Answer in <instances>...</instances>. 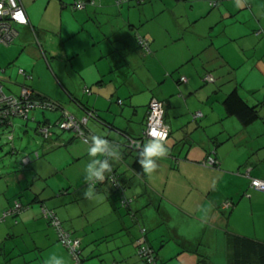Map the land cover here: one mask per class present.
Instances as JSON below:
<instances>
[{
	"label": "crops",
	"instance_id": "crops-1",
	"mask_svg": "<svg viewBox=\"0 0 264 264\" xmlns=\"http://www.w3.org/2000/svg\"><path fill=\"white\" fill-rule=\"evenodd\" d=\"M32 1L19 0L29 25L17 27L18 36L12 44H0V73L4 79L14 83L26 82L31 78L26 70L39 72V63L44 66L46 62L50 83L58 93H42L33 81L31 88L36 91L34 94L58 102L56 121L63 112L77 119L85 118L87 110L97 114V120L88 118L82 129L88 136L106 138L110 142L108 148L120 153L118 160L111 161L112 168L125 185V195L132 198V202L129 208L122 209L117 201L118 194L109 181L90 187V182L85 180L89 161L103 160L104 153L91 156L88 152L90 144L71 131L63 136L55 134V139L52 134L47 139L42 137V152L34 151L40 155L39 158L25 166L22 157L20 166H16L14 171L0 173V215L15 200L27 206L21 214L7 217L0 223V264H54L56 257H62L66 264H70L68 252L41 216V205L53 209L63 227L79 238L83 264H98L95 260L86 262L88 258H96L101 264H143L136 254L141 227L146 228L147 243L155 251L157 244L161 243L160 248L172 239L180 247L175 256L156 252L162 264L167 261V264H208L209 261L203 260L196 247L203 237L194 239L195 234H192L189 238H179L178 220L190 215L199 227L201 225L200 229L207 231L213 228L221 233L228 223L226 214L231 213L237 198L238 201H243L245 197L249 200L247 205L251 213L258 206L259 199L264 198V192L251 187V178L264 180V101L251 99L249 94L256 86L246 85L239 76L240 71L244 72V66L248 68L246 73H257L252 75L254 80L262 77L260 73L264 76V25L261 23L264 14L256 11L252 0H190L195 7L205 10L195 14L192 22H196L200 15L211 18L214 12L226 18L235 11L250 10L256 21L253 33L248 30L238 36L231 34L217 38L212 33L195 34L187 23H181L176 18L173 0H168L175 21L172 32L158 21V8L142 22L130 20L131 5L128 0L118 5L114 0H94L95 4H87L79 10V18L74 21L68 19L59 28L57 34L61 45L58 51L52 46L48 49L42 45L36 50L29 45L33 37L36 42L38 37L33 26L38 23L29 8ZM215 1L216 5H212ZM138 37L148 41L149 51L138 49ZM42 40L46 45L45 36ZM22 56L35 59L30 64H24L20 61ZM143 62H147L145 66ZM18 65L25 70L19 69L17 73ZM175 73L178 75L174 82L167 80V83L164 82L166 86H159L162 75L173 77ZM137 74L146 76V89L156 88V95L147 94L146 101H135L137 92L141 90L135 79ZM213 74L218 75L216 83L219 85L229 79L225 91L231 88L240 93L241 90V96L248 95L244 100L249 105L260 103V118L243 126L234 116L226 114L222 104L219 109H213L214 114L213 111L208 112L210 92L206 97H200L203 101L191 106L190 100L198 97L202 89L200 84L205 83L204 76L213 77ZM181 77H185L186 81L182 82ZM0 81L2 84L5 82L1 78ZM143 83L140 80L141 87ZM85 87L90 89V94L83 91ZM221 91L219 88L214 92ZM120 98L127 101H122V104L113 101ZM151 98L164 102L165 122L170 127V136L164 142L167 154L157 159L154 170L143 171L141 175L132 167L137 151L126 152L124 147L128 137L140 138ZM31 112L27 118H13L28 121L31 116V120H38L39 114ZM197 112L201 116L195 118ZM199 118H202V127L196 123ZM227 118H233L231 124L227 123ZM44 122L49 123V120ZM9 126H12L11 121L0 123L2 128ZM230 134L240 135L239 140L225 142V137ZM245 137L254 138L244 141ZM257 137L262 139L256 140ZM10 138L12 140V136ZM151 141L144 140L143 147ZM223 143L229 147L222 150ZM246 151L248 162L245 165L229 157ZM210 155L218 161L215 168L202 164ZM239 168L245 169L235 174L233 171ZM52 173L56 175L54 182ZM225 181L231 186L227 191ZM219 184L222 188H218ZM174 191L175 196L172 197ZM186 191L188 195L185 196ZM217 191L220 194L217 195ZM178 192L182 193L180 201L176 198ZM227 202L231 206L223 209V204ZM144 207L153 212L148 220L140 213ZM224 234L227 255L228 235H239V232ZM252 239L264 242L263 238Z\"/></svg>",
	"mask_w": 264,
	"mask_h": 264
},
{
	"label": "rangeland",
	"instance_id": "rangeland-1",
	"mask_svg": "<svg viewBox=\"0 0 264 264\" xmlns=\"http://www.w3.org/2000/svg\"><path fill=\"white\" fill-rule=\"evenodd\" d=\"M114 1H117V0H114ZM173 1L175 2L174 4L176 5L175 6L176 18H179L181 23L183 22L187 23L190 26L192 32H194L195 34L203 35L205 33H212L217 38L218 37L221 38V37H225L231 34H237L238 36L241 32H246L248 30H250V32L253 33V25L255 24L256 21L252 18L249 12L250 10L248 8L243 9L241 11H235V13L231 14L230 16H227L226 18L220 17V15L216 14L215 12L212 14L211 18L200 15L201 17L196 22H192L191 19L193 16H195V14L199 15L201 12L204 13L205 10H203L202 7L200 8L195 7V5L192 4L193 1H190V0H173ZM210 1H213V0H210ZM127 2L129 5H131V13L129 15L130 20H141L142 22H145L146 20L149 19V17H151L152 11L155 8H158L159 9L158 14H160V17H158V21L160 22L161 26L164 27L166 30H169V32L173 31L175 27V21L173 20L174 19L173 14H172L173 9L171 8L168 0H128ZM73 4H74V0H34V2L32 1V4L30 5V7L28 5V7L30 8V12L32 16L34 17V20L36 19L38 23V25H33V26L36 28L35 31L39 37V40L37 37V42H38L37 43L35 38L33 37L32 40H30L29 45L34 47L36 50H39V45H42V47L45 46L48 49H51V46H52L53 49L58 51L59 50L58 48L61 45V39L57 34L59 28L62 25L66 24V21L68 19L74 21L75 19L79 18V14H81L79 10L76 11L73 9L72 7ZM252 4L259 14H264V0H252ZM261 23L264 25V16L261 20ZM160 33L161 32H158V34ZM43 36H45L46 38V45L43 44V40H42ZM138 49L143 50L139 46H138ZM34 59L35 57L26 58L22 56L20 58V61L24 64H30ZM139 59L140 61L143 60L141 59L140 55H139ZM43 60L45 62V59ZM146 63L147 62L144 63V66L146 65ZM43 65L44 66H42L41 63H39V67H41L39 72L34 71L33 73L31 72V69L26 70L28 74H30L31 76L30 80H27L26 82H22V81L16 82L15 81L16 83H14L9 79L8 80L4 79V77H2L0 73V78L5 81L3 83L4 91L8 94L12 93L15 95L20 94L23 87H28L29 89L33 91L31 87L33 86L32 83L34 81L35 87L39 89L42 93L52 92V94H57L58 91L50 83L51 80H50V76L48 75L49 69L46 66V62L45 64L43 63ZM10 68H12V65ZM16 69L18 73L19 69L23 70L24 68L19 67L18 65ZM16 69H14V72L16 71ZM243 69H244V72L240 71L239 73L240 79H242L246 85L256 86V87H252L254 88V90L253 92L249 94L251 96V99L253 100L257 99V101L259 102L264 101V76L263 74L260 73L262 77L259 78L260 76H258V79L254 80L252 75L253 74L257 75V73L256 72L250 73V71L246 73L248 71V68H246L245 66ZM211 71L213 72L212 69ZM172 75L173 77L162 75L159 79V84H160L159 86H162L165 81L166 83L169 80L174 82L178 74L175 73ZM144 77L146 76L142 74H137L135 76V79L137 80L139 88H141V90L137 92L138 96L135 97V101H146L145 98L147 94L156 95L154 91L156 88L146 89L144 87V85L147 84V79ZM213 78L215 80V83L214 82L208 83L207 81H205V83L200 84L202 89L201 91L199 90L200 92L198 91L199 92L198 97L196 96L190 100L191 106L196 105L197 101H203V99L200 100V97L202 96V98H204L208 95V92H210V97L208 99L210 104L207 105L208 112L213 111V109H216V108L219 109L220 107H222L221 104H222L223 99L232 90L230 88L228 89V91H225V88L227 87V85L229 86L230 81L229 79H227L223 81L224 83H222V85H219V83L218 84L216 83L218 82V75L213 74ZM140 80L144 82L142 85L143 88L140 85ZM166 83L164 84V86H166ZM14 88H16V90H14ZM219 88L222 89L221 93L214 92L218 90ZM239 92L241 93L242 91L239 90ZM90 93H91L90 91L86 92V94H90ZM242 96L241 97L243 99L247 100L248 95L246 96V94H243ZM119 100L127 101L121 98ZM48 101L58 104L57 101H53L51 100V98H49ZM113 101H118V100L114 99ZM251 104L254 105L256 103H251ZM259 110L261 111V106ZM34 112L39 114L38 120H31V116L28 121L23 120L24 118H13L11 120L12 126H9L8 128L0 127V173L14 171V169H16V166L17 167L20 166L19 161L21 160L22 157L27 156L28 154L30 155L35 150H40L42 148L41 146L44 144L43 139L42 137L40 138V135H38L35 132V128L39 125L38 121H40V124H42L45 120H49V123L48 124L46 123L45 125L49 126L50 128L49 130L51 134L54 135L53 139H55V134L59 136H63L65 133L70 134V132H67L65 130L62 131L60 130L59 127H57L55 113H58L59 110L36 109L33 111V113ZM214 113L215 111L212 112V114ZM164 117H165V110H164ZM201 121H202V118H199V120L196 121V123H198V125H201L200 124ZM231 121H233V118H227L228 124H231L232 123ZM26 122L27 124H25ZM10 136H12V140ZM239 136L240 135L238 134L227 135L225 137L227 139L225 142L234 143L237 140H239ZM253 138L254 137H250V138L245 137L244 141H249V139H253ZM255 139L258 140L262 138L257 137ZM127 146H129V144ZM238 146L242 148V145H238ZM226 147H229V145H227L226 143H223L222 150H224ZM124 150H126V152L130 151L128 148H124ZM40 151L42 152V150ZM247 154L248 153L246 151L241 154L230 155L229 157L233 161L235 159H238L242 164L245 165L248 162L246 161L248 158ZM249 158H250V155H249ZM242 169H245V168H242ZM242 169L239 168L238 170H235L233 172L235 174L236 173L239 174L242 171ZM55 176L56 175L52 173L51 178L53 179V182L56 179ZM226 180L228 181V179ZM227 181L224 182V188L226 191L229 188H231V186L227 183ZM218 188H222L221 184H219ZM175 192L176 191L172 193L171 195L172 197L175 196ZM181 192L176 193V198L179 201L182 198ZM216 194L217 195L220 194V191L219 192L217 191ZM184 195L185 196L188 195V191H186ZM245 198L243 201H238V198H237L236 204L235 206L232 207L233 209L231 213L227 212L226 217H228L227 218L228 223H227L226 228L225 227L222 228L221 233L214 231L213 228H211L210 230L208 229L207 231L206 230L204 231L203 229H200L201 225L199 227V223H196V221L190 215H185L184 217H182L183 219H179L178 224H176L178 226L177 235L181 239L189 238L192 234H195L193 235L194 239L195 237L202 236L203 241L201 242L200 245H197L196 247L199 248V252L203 256V259L208 260L209 261L208 264H226V247H225L226 234H224V232L232 233L237 230V232H239V235L241 236H244L247 238L257 237V238L264 239V198L259 199L260 201L258 203V206L255 208L253 213H251L250 207L247 205L249 200ZM123 208L124 207L122 206V209ZM140 213L143 214L145 220L150 219V216L153 214L152 210L149 207L141 208ZM140 223H143V222L140 220ZM160 244L161 243L157 244V247H155L156 248L155 252L157 253H160L163 251V253H165L168 256H175V254H177V252L180 250V247L178 248V245L175 244V241L173 239L172 241H169L168 243H166L163 247L159 248ZM88 256L90 257V255ZM93 260L97 261L98 264H101V262H99V260H97L96 258L95 259L88 258L86 262H90ZM170 260L172 261L173 259H170ZM177 261H179V259ZM168 262L169 261H167L166 264ZM110 263H106V264H110ZM70 264H74L72 259H71Z\"/></svg>",
	"mask_w": 264,
	"mask_h": 264
},
{
	"label": "built area",
	"instance_id": "built-area-1",
	"mask_svg": "<svg viewBox=\"0 0 264 264\" xmlns=\"http://www.w3.org/2000/svg\"><path fill=\"white\" fill-rule=\"evenodd\" d=\"M221 1V0H217ZM217 1L211 3L212 5H216ZM94 0L91 1V4H94ZM85 0L75 1L73 4L76 10H82L86 6ZM29 25V20L25 13V10L19 0H0V44H12L16 37L18 36V26ZM139 43L147 49V40L139 38ZM20 73H23L20 70ZM30 77V76H29ZM204 81L209 83L214 82V78L210 75H206ZM182 82L186 81L185 77H181ZM85 92H89L88 89H84ZM32 90L28 87H23L21 93L19 95L8 94L4 91V86L0 81V123H9L11 118L13 117H24L27 118L31 111L35 108H52V104L48 101L36 100L31 98ZM55 105V104H54ZM54 107V106H53ZM87 116L83 119H77L72 114L68 112H63L62 118L57 125L62 130L74 131L83 141L90 143L92 140V136H88L83 131V125L86 124L88 118H90V114H86ZM201 113L197 112L194 117H200ZM5 119V120H4ZM6 121V122H4ZM40 132L43 133L44 136H47L48 130L47 128H40ZM170 127L164 121V106L163 103L157 101L156 99H152L149 102L146 120H145V128L139 139H131L129 142L130 148H136L138 150L143 148L144 140H160L164 142L169 137ZM24 163H27V159H23ZM203 165L208 167H215L217 165V161L215 158L210 155L203 161ZM248 175V171H246ZM251 187L258 191L264 192V180L261 179H252L251 178ZM130 199L124 198L121 201V205L123 207L127 206ZM231 206L230 202L223 204L222 208H229ZM22 209L19 204H15L13 208L4 210L0 215V222L3 221L8 216H13L18 214ZM42 214L44 217L48 218L51 222L52 226L57 231L58 237L62 245L68 247L71 252L77 257L78 248L80 245V241L78 238H72L71 234L65 231L61 225L60 221L54 215V213L47 208H42ZM138 244H141L139 247V256L141 258H145L148 264H154L155 260L149 248H146V245L143 244L142 241H139Z\"/></svg>",
	"mask_w": 264,
	"mask_h": 264
},
{
	"label": "trees",
	"instance_id": "trees-1",
	"mask_svg": "<svg viewBox=\"0 0 264 264\" xmlns=\"http://www.w3.org/2000/svg\"><path fill=\"white\" fill-rule=\"evenodd\" d=\"M75 1H78V0H75ZM75 1H74V3H75ZM91 1L92 0H88V1L85 0V2L87 4H91ZM121 2H122V0H117V1H115V4L118 5ZM25 26H27V25H25ZM35 37H36V35H35ZM139 38H142V37H138L137 38L138 46L140 48H142L143 50H148L149 51V49H148V47H149L148 46V41H147V49H145L139 43ZM142 39H145V38H142ZM3 45H5V44H3ZM85 88L90 91V89L88 87H85ZM10 94H12V93H10ZM31 98L32 99H36V100L48 101L47 99H45L44 97L40 96L39 94H34V92H32ZM152 99H156V98H151V100ZM156 100L159 101V102H161V103H163V106H164V102L163 101L158 100V99H156ZM48 102L51 103V104L53 103V102H50V101H48ZM118 103L119 104H122V101L118 100ZM148 105H149V103H148ZM222 105H223V107L225 109L226 114L228 116H234L236 119H238V121L243 126H248L249 124H251L252 122H254V121H256L257 119L260 118L259 108H260V105L261 104L259 103V104H256V105H249L240 96V94L238 93V91L236 89H233L232 91H230L225 96V98L222 101ZM58 107H59V105L57 103H53L52 104V108H35V109H33V111L36 110V109H52V110H56ZM147 108H148V106H147ZM87 112L90 114V118L91 119H96L97 118V114L94 111L87 110ZM61 118H62V116H61ZM61 118L56 121V124H57V122H59L61 120ZM11 120H12V118H11ZM145 120H146V118H145ZM164 121H165V117H164ZM4 122H6V121H4ZM46 123L48 124V122H44L42 124L39 123V125L36 127V130H35L38 135H40L41 137H43L45 139H47L51 135V132L49 130L50 128H49L48 125L47 126L45 125ZM4 124H8V123H4ZM42 127L43 128H47L48 133H49L47 136H44L43 133L40 132L39 129L42 128ZM57 127H59V125H57ZM144 128H145V122H144ZM60 130H62V129H60ZM65 131H69V130H65ZM143 131H144V129H143ZM143 131H142V133H143ZM71 132H73L76 136H78L74 131H71ZM142 133H141V135H142ZM169 136H170V132H169ZM140 138H141V136H140ZM131 139L132 138H130V137L127 138L126 143H125V147L128 148L129 150L137 151V154L134 156V160H133V163H132V167H133V169L138 174H141L142 175L143 174V169H142L141 165L139 164V160L141 159V152H142L143 148L140 149V150H138L136 148H130L129 146H127L129 144V142H130ZM164 142H162V143H164ZM91 143H92V140L88 144H90V146H91ZM177 144H178V142L175 143L174 146H176ZM109 151H111V150L109 149ZM31 155H32L31 157H29L30 155L23 157V159L24 158L27 159V163H24V161L22 159V162H23V164L25 166H28L33 159H37V158L40 157V155L37 152H33ZM107 158H108L107 153H104L103 160L104 159H107ZM202 164H203V161H202ZM217 164H218V161H217ZM206 167H208V166H206ZM215 167H209V168H215ZM103 181L104 182L109 181L111 183V185L113 186L114 191L118 194V200L117 201L120 204V206H122L121 205L122 199H124L125 197L128 198V199H130L128 205L124 207L125 209L126 208H129L130 207V204L132 202V198H130L129 196L125 195V190H126L125 188L126 187L122 183V181L117 177V175L115 174L113 168L106 173V178ZM103 181L97 180V181L91 182V186H90V183H89V186L90 187H96V186L100 185L101 183H103ZM15 204H19V206H20V208L22 210L18 214H15L13 216H17V215L21 214V212H23L27 208V206H25V205L21 204L19 201L15 200V201L12 202V204L10 206H8L7 208H5L4 210L13 208L15 206ZM42 208H47L48 210L52 211L54 213V215L57 217V219L60 221L61 227L65 231L69 232L71 234L72 238H77L74 235L73 231L68 230V229H66V228L63 227V224H62L61 220L59 219V217L57 216V214L55 213V211L53 209H50V208H48L45 205H41V209H40L41 216L45 220H47L49 226L54 230V232L56 234L57 241L68 252V254L71 257V259L73 260L74 264H83V256L81 254L80 245H79V248H78V253H77L78 255H77V257H74L75 255L71 252V250L68 247H65L64 245H62V243L60 242L59 237H58V234H57V231L54 228V226H52V224L50 222L51 220L49 221L48 218H46V217L43 216V214H42ZM8 217H10V216H8ZM5 219L3 221H1L0 223L4 222ZM140 231H141V237L139 238V240L136 243V254H137V256L143 262V264H148V262L146 261L145 258H141L139 256L140 255L139 254V247H140L141 244H138V243H139V241H142L143 244L146 245V248H149L151 250V253H152L153 258L155 260V263L154 264H162L161 260L158 259V256H157L155 250L152 249L150 247V245L147 243V240H146V228L145 227H141L140 228ZM227 238H228V241H227L226 264H264V242L258 241V240H254L252 238H247V237H244V236H239L237 234H229Z\"/></svg>",
	"mask_w": 264,
	"mask_h": 264
},
{
	"label": "clouds",
	"instance_id": "clouds-1",
	"mask_svg": "<svg viewBox=\"0 0 264 264\" xmlns=\"http://www.w3.org/2000/svg\"><path fill=\"white\" fill-rule=\"evenodd\" d=\"M110 142L101 136H93L91 146L88 152L91 156L95 157L97 153H107L108 158L92 159L86 166L85 180L90 182L103 181L106 178V173L113 167L112 160H118L120 153L116 149L109 151L108 146ZM168 149L160 140H153L143 147L141 152V159L139 164L143 171L151 172L157 167V159L165 156ZM88 194V193H86ZM54 264H66V261L62 257L54 258Z\"/></svg>",
	"mask_w": 264,
	"mask_h": 264
}]
</instances>
